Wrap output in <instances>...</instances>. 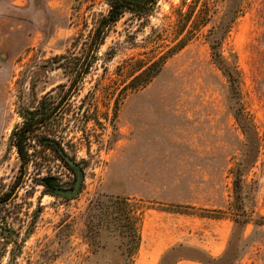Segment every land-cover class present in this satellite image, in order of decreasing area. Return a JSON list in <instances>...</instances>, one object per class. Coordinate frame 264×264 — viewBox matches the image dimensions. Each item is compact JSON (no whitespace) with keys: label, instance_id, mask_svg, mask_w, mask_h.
Returning <instances> with one entry per match:
<instances>
[{"label":"rangeland","instance_id":"1","mask_svg":"<svg viewBox=\"0 0 264 264\" xmlns=\"http://www.w3.org/2000/svg\"><path fill=\"white\" fill-rule=\"evenodd\" d=\"M108 8L0 0V264H264V0H159L94 53Z\"/></svg>","mask_w":264,"mask_h":264},{"label":"trees","instance_id":"2","mask_svg":"<svg viewBox=\"0 0 264 264\" xmlns=\"http://www.w3.org/2000/svg\"><path fill=\"white\" fill-rule=\"evenodd\" d=\"M159 0H106V3L108 5V11L105 16H102L97 20V23L94 27V30L92 32L91 40L89 43V48L96 53L101 46L104 44L108 32L111 30L112 26L115 25L118 21H120L126 14H131L135 18H139V20H142L146 17H148L153 10L155 9L157 3ZM188 39L184 38L177 44L175 48H173L170 53H174L177 50H180L185 47L186 42ZM87 45V44H86ZM166 57H161V59L156 63V68L153 73L156 75L161 70V66L164 62ZM90 66V64L88 65ZM152 70V68H149L146 70L143 74L148 75L149 72ZM229 77H231V74L229 73ZM232 78V77H231ZM236 83V82H235ZM237 91H239V85L235 86ZM239 93V92H238ZM236 119L238 123L240 124L242 131L244 135L247 138H250L251 141L253 140L252 134L255 135L254 127L251 123H249L244 115V111L242 108L236 113ZM43 122L44 119H41ZM39 122H29L26 124L19 134V142H18V151L20 153V156L22 159H24V163L27 162L26 160V153L24 152V147L21 145V143L25 139V133L29 131L31 127H34V125H38ZM24 133V134H23ZM46 142L50 143L51 140H46ZM240 179L237 178L236 180V190L240 188ZM123 211H127L126 213V226H124L122 233L123 236L128 239V244L126 245V249L123 252V255L125 256V260L131 259L136 252L139 249L140 242H141V236L139 233V220L140 218L137 217L136 212L132 210V207L129 203L128 199H123ZM240 246L236 244L235 246H228L226 252L224 255L218 259L210 258L208 260V263L210 264H225V263H231L233 264L236 256L238 257ZM178 249L174 248L170 251H167L164 254V257L162 258L161 264H164L166 261H168L169 258H172L171 261H174V257L176 255V252ZM179 257L178 259H180ZM177 260H175L176 262ZM201 261V260H199ZM171 263V262H170Z\"/></svg>","mask_w":264,"mask_h":264},{"label":"water","instance_id":"3","mask_svg":"<svg viewBox=\"0 0 264 264\" xmlns=\"http://www.w3.org/2000/svg\"><path fill=\"white\" fill-rule=\"evenodd\" d=\"M59 151V153H60V155L70 164V165H74L73 164V161L68 157V155L62 150V149H59L58 150ZM82 178H83V176H82V174H79V172H78V180H77V186H78V184H80L81 183V181H82Z\"/></svg>","mask_w":264,"mask_h":264}]
</instances>
